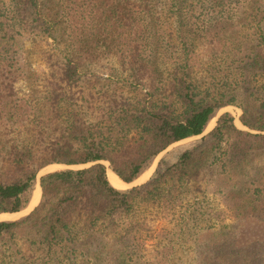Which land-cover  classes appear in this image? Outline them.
Segmentation results:
<instances>
[{"label": "trees", "instance_id": "obj_1", "mask_svg": "<svg viewBox=\"0 0 264 264\" xmlns=\"http://www.w3.org/2000/svg\"><path fill=\"white\" fill-rule=\"evenodd\" d=\"M29 37L51 40L56 64L19 98ZM107 57L119 77L94 98L84 78ZM228 105L247 130L222 115L144 184L108 181L100 162L131 184ZM31 114L41 116L38 134L0 133V214L29 205L47 166L91 165L46 174L39 204L0 222V264H151L149 241L165 264H181L179 249L198 264H264V231L218 226L206 195L241 222L264 220V186L250 171L264 160V0H0V120L15 129ZM156 220L168 227L152 229Z\"/></svg>", "mask_w": 264, "mask_h": 264}, {"label": "rangeland", "instance_id": "obj_2", "mask_svg": "<svg viewBox=\"0 0 264 264\" xmlns=\"http://www.w3.org/2000/svg\"><path fill=\"white\" fill-rule=\"evenodd\" d=\"M22 47L20 48L21 51V57H22V63L24 66L25 74L22 79H19L15 84H14V92L19 98L23 97H29V95H33V91L37 89H41V87L45 84L46 80L50 79V74L52 70H54V66L56 64V58L53 57L51 58V54L53 52L52 50V43L51 40H39V39H34L33 37L27 38L24 42H22ZM206 51V47H200L199 50V56L204 57V53ZM95 66V67H94ZM93 67L95 68V71L93 72L94 77H85V80H88L92 86L96 88V90H92L91 92L93 93L94 98H98L97 91L99 89L98 84H107L110 81H115L117 80V77H119L120 73V68L113 57H107L103 59L101 62L98 64L94 65ZM83 102V100H79ZM32 102H38V99L32 100ZM40 102V100H39ZM41 103V102H40ZM84 103V102H83ZM79 104V102H78ZM34 114V113H33ZM31 114L29 116L28 121V126L26 122L20 126L14 129V126L8 125L4 120H0V133L5 135V138H11L14 135L20 134L22 137L23 135H35L39 133V128L36 127L37 122L41 121V116L40 114H36L35 116ZM228 114L234 119V124L243 130H247L240 122L239 118L242 115V110L237 106V105H228L226 107H223L219 109L212 119L210 120L212 125L209 128H206L205 131L201 136L197 137H192L177 143L172 144L169 146L167 149H165L163 152H161L155 159L154 161L150 164V166L145 170L147 174V177L145 180L139 181L136 180L134 181V184L136 185H141L147 182L155 173L157 168L160 167H165L167 165H170L176 161L178 156L186 149H189L196 144L200 142V139L202 136H207L210 131L216 126L218 119L222 116ZM19 126V125H18ZM53 130V128H50ZM11 131V132H10ZM10 132V133H9ZM7 141H4L1 143L0 148L2 145L7 146L6 143ZM105 165L106 169L109 166L108 162H103ZM2 165V161L0 160V166ZM90 166L85 165V166H74L72 168L67 166L63 167L61 165H51L47 166L46 168L42 169L39 174L37 175V179L35 183L33 184L32 191L29 192L26 195V198L28 199V204L31 199L33 191L37 188V186H40V181L43 176H45L48 173L58 171V170H64V169H80L83 167H88ZM58 167V168H57ZM250 171H257L258 176H259V183L260 185L264 186V160L259 161L258 163H255L253 165V168L250 169ZM144 172V173H145ZM258 184H255V186H259ZM41 189V188H40ZM121 190H126V188L121 189ZM214 193V194H213ZM213 193H208L206 194L208 198L211 201V206H212V212L214 213V220L218 226L219 225H233L237 226V229L240 228L241 230H263L264 231V220L262 221H253V220H246V221H239L235 215L233 214L232 210L226 207L220 196L213 191ZM41 196L39 198L40 202ZM39 202H37L34 207L32 206L30 209H28L26 212H22L17 216H13L11 218H1L0 220L4 221H16L24 218L28 212L35 208ZM28 206V205H27ZM27 206L25 208H27ZM168 227V221L167 220H156L152 223V229L159 231L162 228ZM179 246L176 245L175 249L178 250ZM144 257L143 260L146 262H149L151 264H165L168 261L165 259H161V254L158 255V253L155 250L154 242H147L144 250ZM177 256H180V262L181 264H198L197 261L195 260L194 255L191 252H186L183 253L180 251V249L176 252ZM158 256V257H157Z\"/></svg>", "mask_w": 264, "mask_h": 264}, {"label": "bare ground", "instance_id": "obj_3", "mask_svg": "<svg viewBox=\"0 0 264 264\" xmlns=\"http://www.w3.org/2000/svg\"><path fill=\"white\" fill-rule=\"evenodd\" d=\"M212 123L211 121L208 123L207 127L206 128H209L211 127ZM106 165V164H105ZM64 167V166H63ZM58 168V167H57ZM147 174L148 173H142L139 178L137 180L139 181H142V180H145V178L147 177ZM106 175H107V178H108V181L110 182V184L114 187V188H117V189H124L126 188L127 186L129 185H126L124 184L111 170V168H107V172H106ZM40 195H41V189H40V186H37V188L33 191V194H32V197H31V201L29 203V205L27 206V208L25 210H23L22 212H25L27 209H30L32 206L34 207V205L39 202V198H40ZM20 212V213H22ZM18 213V214H20ZM18 214H0V217L1 218H11L13 216H17Z\"/></svg>", "mask_w": 264, "mask_h": 264}, {"label": "water", "instance_id": "obj_4", "mask_svg": "<svg viewBox=\"0 0 264 264\" xmlns=\"http://www.w3.org/2000/svg\"><path fill=\"white\" fill-rule=\"evenodd\" d=\"M201 135H202V134H201ZM201 135H199V136H201ZM196 137H197V136H196ZM100 163L103 164V162H100ZM89 165H91V164H89ZM109 166H110V165H109ZM65 167H66V166H65ZM72 167H74V166H72ZM72 167H70V168H72ZM67 168H68V167H67ZM78 169H79V168H78ZM106 171H107V169H106ZM124 184H125V183H124ZM126 185H129V186L126 187V189H129V188H131V187H133V186H136V184H134V182L131 183V184H126ZM40 188H41V187H40ZM40 196H41V195H40ZM33 209H34V208H33ZM33 209H31V210L28 212V214H29ZM23 210H25V208H24ZM23 210H21V211H19V212H17V213H12V214H18V213L22 212ZM27 210H28V209H27ZM27 210H26V211H27ZM26 211H25V212H26ZM3 214H9V213H3ZM28 214H27V215H28ZM18 215H19V214H18ZM27 215H26V216H27ZM26 216H25V217H26ZM0 222H8V221L0 220Z\"/></svg>", "mask_w": 264, "mask_h": 264}]
</instances>
